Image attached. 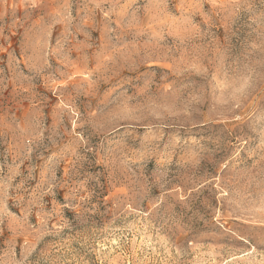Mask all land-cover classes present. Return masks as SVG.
<instances>
[{
  "label": "rangeland",
  "instance_id": "1",
  "mask_svg": "<svg viewBox=\"0 0 264 264\" xmlns=\"http://www.w3.org/2000/svg\"><path fill=\"white\" fill-rule=\"evenodd\" d=\"M0 264H264V0H0Z\"/></svg>",
  "mask_w": 264,
  "mask_h": 264
}]
</instances>
